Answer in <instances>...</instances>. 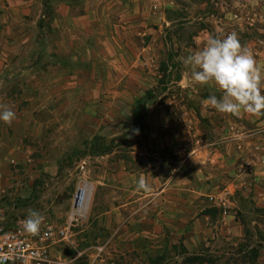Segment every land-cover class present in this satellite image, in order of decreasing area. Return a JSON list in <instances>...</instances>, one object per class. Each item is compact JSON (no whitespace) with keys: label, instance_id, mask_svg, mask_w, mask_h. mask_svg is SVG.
I'll list each match as a JSON object with an SVG mask.
<instances>
[{"label":"rangeland","instance_id":"rangeland-1","mask_svg":"<svg viewBox=\"0 0 264 264\" xmlns=\"http://www.w3.org/2000/svg\"><path fill=\"white\" fill-rule=\"evenodd\" d=\"M232 32L264 70V0H0V226L87 185L47 264H264V117L182 62Z\"/></svg>","mask_w":264,"mask_h":264},{"label":"clouds","instance_id":"clouds-1","mask_svg":"<svg viewBox=\"0 0 264 264\" xmlns=\"http://www.w3.org/2000/svg\"><path fill=\"white\" fill-rule=\"evenodd\" d=\"M192 78L201 85L215 83L222 96L212 95L209 103L220 113L239 115L241 112L264 117V70L257 64L251 49L242 46L232 32L224 37L210 36L206 45L182 58ZM15 112L0 105V121L11 124ZM137 190H148L143 178L136 181ZM43 217L29 210L23 230L31 235L40 231Z\"/></svg>","mask_w":264,"mask_h":264},{"label":"built area","instance_id":"built-area-1","mask_svg":"<svg viewBox=\"0 0 264 264\" xmlns=\"http://www.w3.org/2000/svg\"><path fill=\"white\" fill-rule=\"evenodd\" d=\"M76 194L74 210L65 225L56 226L43 221L37 235L28 234L23 230L25 219L12 227L0 226V264H47L49 247L68 238L72 220H76L74 216L83 206H77L79 197Z\"/></svg>","mask_w":264,"mask_h":264},{"label":"bare ground","instance_id":"bare-ground-1","mask_svg":"<svg viewBox=\"0 0 264 264\" xmlns=\"http://www.w3.org/2000/svg\"><path fill=\"white\" fill-rule=\"evenodd\" d=\"M79 189H81V192L79 193V196H78L79 198L76 201V204H77L78 207H80L82 205H85V201H86V199L88 197V194H89V186L83 185Z\"/></svg>","mask_w":264,"mask_h":264},{"label":"trees","instance_id":"trees-1","mask_svg":"<svg viewBox=\"0 0 264 264\" xmlns=\"http://www.w3.org/2000/svg\"><path fill=\"white\" fill-rule=\"evenodd\" d=\"M153 96V91L152 90H148L147 92H146V94L144 95V97H143V101H145V100H148L149 98H151ZM142 106V105H141ZM139 107V110L140 111H142V107Z\"/></svg>","mask_w":264,"mask_h":264},{"label":"water","instance_id":"water-1","mask_svg":"<svg viewBox=\"0 0 264 264\" xmlns=\"http://www.w3.org/2000/svg\"><path fill=\"white\" fill-rule=\"evenodd\" d=\"M81 192V189L80 190H78V192H77V194H76V196H79V193Z\"/></svg>","mask_w":264,"mask_h":264}]
</instances>
